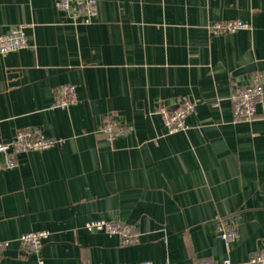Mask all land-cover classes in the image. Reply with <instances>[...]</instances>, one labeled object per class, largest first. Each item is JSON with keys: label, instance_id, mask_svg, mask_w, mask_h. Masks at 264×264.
I'll return each mask as SVG.
<instances>
[{"label": "crops", "instance_id": "obj_1", "mask_svg": "<svg viewBox=\"0 0 264 264\" xmlns=\"http://www.w3.org/2000/svg\"><path fill=\"white\" fill-rule=\"evenodd\" d=\"M56 1L0 0V33L23 25L29 38L0 51V141L56 140L11 167L0 152V264H251L264 251V108L239 118L230 94L264 73V0H98L89 23ZM228 20L249 27L215 30ZM67 84L75 102L54 106ZM182 97L196 110L170 133L159 108ZM101 219L133 239L85 227ZM34 230L49 237L27 252L19 238Z\"/></svg>", "mask_w": 264, "mask_h": 264}, {"label": "built area", "instance_id": "obj_2", "mask_svg": "<svg viewBox=\"0 0 264 264\" xmlns=\"http://www.w3.org/2000/svg\"><path fill=\"white\" fill-rule=\"evenodd\" d=\"M60 10L68 12L76 22L89 23L98 14V0H57ZM249 24L242 20H228L214 24L217 31L231 32L238 29L248 28ZM29 45V38L23 25L12 26L6 32L0 33V51L9 53ZM233 102L234 112L239 118L251 119L256 116L259 106L264 108V73H256L248 84H236L230 94ZM76 100V86L67 84L61 86L53 103L54 106L66 108ZM196 104L187 97H182L178 106L170 109L166 106L159 108V113L167 126L168 132H178L189 127L187 117L195 112ZM110 137L116 136L122 131L119 125L107 121L101 128ZM56 140L47 137L37 129H20L10 140L0 141V152L7 155L6 166H13L16 163V154L21 151L32 149H46L54 144ZM88 230L105 231L110 235H120L126 241H131L133 235L130 228L118 220H96L85 223ZM235 217H229L221 225L220 238L227 246L239 236ZM49 237L48 230H34L25 232L20 236V241L27 252L39 251L44 241ZM8 242L0 241V259L3 256V249ZM249 263L263 264L264 251H256L250 257ZM121 264H155L151 261L121 263ZM197 264H239L229 258L223 260H201Z\"/></svg>", "mask_w": 264, "mask_h": 264}]
</instances>
